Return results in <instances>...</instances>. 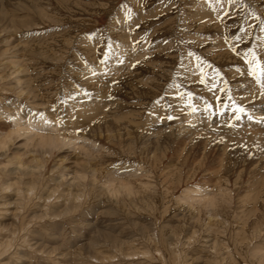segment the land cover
I'll return each mask as SVG.
<instances>
[{
    "label": "rangeland",
    "instance_id": "374dc122",
    "mask_svg": "<svg viewBox=\"0 0 264 264\" xmlns=\"http://www.w3.org/2000/svg\"><path fill=\"white\" fill-rule=\"evenodd\" d=\"M244 2L0 0V132L15 114L43 113L92 145L91 158L72 145L29 151L22 137L0 148V264H264V142L236 134L264 128V103L246 91L260 89L246 55L252 48L264 68V32L250 16L264 19V0ZM229 90L255 119L230 121L228 108L201 123L205 102L214 112ZM90 166L134 190L104 193ZM197 187H227L231 204L208 210L182 197Z\"/></svg>",
    "mask_w": 264,
    "mask_h": 264
},
{
    "label": "bare ground",
    "instance_id": "6f19581e",
    "mask_svg": "<svg viewBox=\"0 0 264 264\" xmlns=\"http://www.w3.org/2000/svg\"><path fill=\"white\" fill-rule=\"evenodd\" d=\"M118 59V58H117ZM253 82H250L247 86H246V91L249 92L250 95L254 94V92L256 94H258L259 98L262 99V104L264 103V97H261L259 94V91H257V89L255 87L252 86ZM246 93V92H245ZM258 100V98H257ZM263 109V108H262ZM262 111V110H260ZM257 114H261V112L257 111L255 112ZM32 113L26 114L24 116L19 115V114H15L12 116L11 121L13 122L10 126V128H8L7 130H3V132H0V148L3 149L5 151V149H8L9 145H11V143L13 142L14 139L22 137L23 139V143L22 145H24V148L26 149L27 147L31 148V150L29 151H36L39 150L42 152H51L53 150H58L60 149L62 146H70L72 145L75 149V147H77L79 150H82L80 152H84V156L87 157L88 156V152L89 149L91 148V144L88 145L86 144V141L88 140L87 137H85L84 134H78V135H72L73 137H69V138H65V135L67 132H69L71 130V128H67V125L64 126V129H57V128H61L57 127V120H54L53 118H49L47 115H43V116H36V117H32L31 115ZM262 115V114H261ZM192 117V116H191ZM24 118V119H23ZM33 118V119H32ZM204 119V118H203ZM54 121V126H53V121ZM205 120V119H204ZM45 121H47V123H45ZM204 125L208 123V118L202 122ZM106 125V124H104ZM108 125V124H107ZM56 126V127H55ZM101 126V125H100ZM117 126V124H116ZM264 126V125H263ZM99 127V126H98ZM97 127V128H98ZM102 127V126H101ZM197 127V126H196ZM199 127V125H198ZM197 127V128H198ZM206 127V126H205ZM106 128V127H105ZM114 128V127H113ZM194 128V127H193ZM196 128V129H197ZM202 128V127H201ZM115 129V128H114ZM112 129V130H114ZM190 129V127H189ZM188 129V130H189ZM239 133H236L238 135H241L240 138L244 137V141L248 143V145L250 144L251 146H258L257 143L259 142H264V128H256V126H252L249 125H241L239 126ZM67 130V131H66ZM111 130V131H112ZM187 130V131H188ZM1 131V130H0ZM5 131V132H4ZM98 131V130H96ZM195 129H192L191 133L189 134H194L195 133ZM95 132V131H94ZM247 133V134H246ZM199 136V135H198ZM243 136V137H242ZM75 137H79V138H75ZM181 137V135H180ZM197 138V137H196ZM79 139L81 140V142H78ZM191 139H193V137L191 136ZM190 139V140H191ZM200 140V139H199ZM201 141V140H200ZM184 142V141H183ZM194 142V141H193ZM146 144V143H145ZM76 145V146H75ZM151 145V144H149ZM159 147V146H158ZM185 147V146H184ZM28 148V149H29ZM160 148V147H159ZM162 148V147H161ZM77 149V150H78ZM164 149V148H163ZM61 150V149H60ZM148 150V148H147ZM204 150V149H203ZM149 151V150H148ZM165 152V150H164ZM206 153V152H205ZM208 153V152H207ZM250 153V152H249ZM14 154V153H13ZM16 155H13L12 158L20 163L21 165H23L22 160H21V155L18 152H15ZM35 154V153H34ZM260 154V153H259ZM263 155V154H262ZM201 156V154H200ZM204 156V155H203ZM89 157V156H88ZM91 158V157H89ZM199 159V158H198ZM201 159V158H200ZM87 160V159H86ZM85 160V161H86ZM181 160V159H180ZM10 162V161H9ZM183 162V161H182ZM180 163V162H179ZM201 163V161H200ZM199 163V164H200ZM58 164V163H57ZM80 164V163H79ZM82 164V163H81ZM86 164V163H85ZM181 164V163H180ZM184 164V163H183ZM196 164V165H199ZM26 165V167L30 166L24 163V166ZM83 165V164H82ZM87 165V164H86ZM195 165V167H196ZM202 165V164H201ZM36 167L40 166V163H38L37 165H34ZM84 166V165H83ZM203 166V165H202ZM58 167V166H57ZM199 167V166H198ZM82 168V167H80ZM179 168V167H178ZM34 169V167H33ZM84 169V168H83ZM89 170V169H88ZM199 170V169H198ZM34 171V170H33ZM80 171V170H79ZM93 171V173H92ZM88 173H90V175L93 178L94 182H98L101 183L104 187V193L107 192L110 195H118L121 191L122 192H126V194H129L130 192H132L134 190V185L133 183L129 182L128 180H120V179H101L100 176H96V170H94L93 168H91L90 166V170L87 171ZM219 172V171H217ZM32 173V172H31ZM64 173V172H63ZM175 173V172H174ZM181 174V173H180ZM116 175V174H115ZM175 175V174H174ZM166 176V175H165ZM173 176V175H172ZM167 177V176H166ZM163 177V178H166ZM261 177L264 179V175H261ZM73 179H87L85 173L83 172H75L74 176H72ZM173 178V177H171ZM180 178V177H179ZM261 178V179H262ZM72 179V180H73ZM80 180L78 182H80ZM92 180V179H91ZM169 180V179H168ZM172 180V179H171ZM226 181V180H225ZM260 181V180H259ZM258 180H256V182H259ZM27 182V181H26ZM72 182V181H71ZM261 182V183H260ZM259 184L264 187V181H260ZM70 183V181H69ZM82 183V182H80ZM202 183V182H201ZM200 183V184H201ZM254 183V182H253ZM77 184V183H76ZM258 184V186H259ZM10 183L8 182H4L2 189H8L10 187ZM206 185V184H205ZM58 186V185H57ZM140 186V185H139ZM204 186V185H202ZM260 187V186H259ZM67 188V187H66ZM31 189V188H30ZM73 189V188H72ZM71 189V190H72ZM75 190V189H74ZM30 191V190H29ZM253 193V192H252ZM70 194L69 190H68V195ZM209 194V195H208ZM50 196V195H48ZM74 196L77 198L80 196V194H74ZM185 200H189L192 203H196L197 207L198 205L200 206H204L207 209L209 208L210 210L212 208H218L221 207V205L223 204H231L230 203V198L228 197L227 194V187H222L217 194H211V193H207V191L205 189H200V187L197 188H186L184 190V195L182 196ZM182 198V199H183ZM250 198V197H249ZM251 199V198H250ZM264 199V198H262ZM252 200V199H251ZM12 203V202H11ZM5 204H3L2 206L0 205V207H3V209L6 207L4 206ZM11 206V205H10ZM225 206V205H224ZM208 209V210H209ZM6 211V210H5ZM216 211V210H215ZM219 211V210H218ZM4 214V211H0V214ZM106 236V235H105ZM106 238V237H105ZM215 242V241H214ZM8 244V243H7ZM264 254V253H263ZM262 258V256H261ZM218 262V261H217Z\"/></svg>",
    "mask_w": 264,
    "mask_h": 264
},
{
    "label": "snow or ice",
    "instance_id": "6c2138e0",
    "mask_svg": "<svg viewBox=\"0 0 264 264\" xmlns=\"http://www.w3.org/2000/svg\"><path fill=\"white\" fill-rule=\"evenodd\" d=\"M217 2H219V0H217ZM228 3H229V5L235 4L236 7L239 9L249 8V5L246 4L244 2V0H228ZM209 6L211 7L212 5L210 4ZM213 10L215 11V8H213ZM127 15L130 18V16H131L130 10L128 11ZM227 15H228V13H225V16H227ZM250 16L255 18L256 20H259L260 31L264 32V19H261L255 13V11L251 10V9H250ZM244 32H245V28H244L243 24H241L239 26V33H244ZM261 39H264V37H262ZM233 40H242V36L238 34V35L233 37ZM226 42H228V41H226ZM108 48H109V50L111 49V43L110 42L108 44ZM233 50L236 51L235 48H233ZM189 55L191 56L192 53H189ZM108 58H109V51L106 50L103 53V59L100 62L104 63V61L107 60ZM197 59L199 60V57H197ZM119 62L122 63V61H119ZM246 63L249 66L248 75L249 76H255L256 84L260 85L259 94L261 97H264V80L261 79V74L264 73V68L261 67L260 60L257 59L256 53L253 51L252 48L247 49ZM89 71H92V70L89 69ZM201 72H203V69H201ZM92 74L95 75L96 73L93 72ZM216 74H217V76H219V73H216ZM112 83L115 84V83H117V81H113ZM200 83L201 84L205 83L203 76L201 77ZM211 88H213V89L216 88V84H212ZM209 90H211V89H209ZM220 91L223 92V91H225V89L221 88ZM85 95H87V92H85ZM177 95H180L183 98V94L177 93ZM187 96H188L187 104L189 105L192 112H196L197 108L192 104L193 94L191 92H188ZM109 98H111V97H109ZM216 99L221 100L222 98L216 97ZM252 99H255L254 94L252 95ZM229 101H231L230 105L228 103ZM222 103H223V106H221V104H217L215 111L213 112L211 110L212 105L208 102H205L204 108H205V112L208 113V119H211L217 113H223L225 111V109H228V108H230L231 112L234 113V115L230 118V121L235 120L238 122L241 119L242 115L246 116L249 121H253L255 119L254 116L249 113L248 109L245 106L238 103L237 100L232 97V95L230 94V90H229V94L225 98H223ZM41 116H43V113H41ZM168 119H172V117L169 116ZM230 121H229V126L231 127L233 125L231 124ZM57 122H59V120ZM260 122L264 123V118H261ZM45 123H47V121H45Z\"/></svg>",
    "mask_w": 264,
    "mask_h": 264
}]
</instances>
